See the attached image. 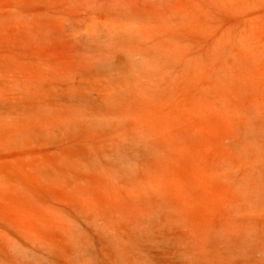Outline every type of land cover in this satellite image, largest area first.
I'll list each match as a JSON object with an SVG mask.
<instances>
[{"label":"rangeland","instance_id":"1","mask_svg":"<svg viewBox=\"0 0 264 264\" xmlns=\"http://www.w3.org/2000/svg\"><path fill=\"white\" fill-rule=\"evenodd\" d=\"M157 40L166 65L117 132L100 85ZM263 149L264 0H0V264H110L130 239L155 261L264 264ZM146 204L171 224L143 237Z\"/></svg>","mask_w":264,"mask_h":264},{"label":"bare ground","instance_id":"2","mask_svg":"<svg viewBox=\"0 0 264 264\" xmlns=\"http://www.w3.org/2000/svg\"><path fill=\"white\" fill-rule=\"evenodd\" d=\"M112 26V29H117V26ZM124 26V25H123ZM129 27V25H128ZM127 27V28H128ZM130 28V27H129ZM108 30V29H107ZM125 30V29H124ZM131 30V29H130ZM110 31V30H109ZM126 32V31H125ZM130 32V31H129ZM129 34V33H128ZM142 37V36H141ZM153 49L149 50V49H144L142 52L144 53L143 54V61H142V64H141V67L142 68H137V67H133L131 65H129L128 68L125 69V71H121V73H119L118 75L114 74V75H111L112 77H109V79L107 80V82L103 83L102 85H100V89H99V97H98V102L101 106V110H100V113L99 115H95L97 116L99 119V121H101L102 118L106 119V120H109L110 117L116 115L117 117H120V110H121V107H124L122 104L123 102L125 103L127 100V105L129 104V101H131L132 99L131 96L132 95H135V94H138L140 93V91H142L141 87V76L143 75L142 73H145V74H152V73H160L162 69H164L163 67H165L166 65V54H168L170 51L169 49V46L165 44L164 41H161V40H157L153 45ZM216 46V45H215ZM244 48V47H243ZM138 55V54H137ZM140 56V55H139ZM138 65V64H137ZM120 66V65H119ZM249 68V67H248ZM224 70V69H223ZM115 72V70H114ZM248 74V73H247ZM116 75V76H115ZM249 76V75H248ZM105 77V76H104ZM102 78V77H101ZM98 81V80H97ZM144 88V87H143ZM135 91V92H134ZM98 93V92H97ZM125 108H128L129 106H127ZM99 106V107H100ZM24 109V108H23ZM118 111H117V110ZM23 113V112H22ZM17 116V115H16ZM106 120H103L104 122H98L102 125H104L105 123L107 124L108 121ZM112 121L109 120L108 123H110V125H107V126H110L111 128L115 129V131L118 132V127L115 126V124L111 123ZM250 134V133H249ZM248 134V135H249ZM261 139V138H260ZM255 141V140H254ZM133 146V145H132ZM148 146V145H147ZM137 148V147H136ZM144 148V147H143ZM134 149V148H133ZM140 148H138L136 151L138 153ZM152 148H150L151 150ZM264 150V149H263ZM130 151V150H129ZM131 152V151H130ZM143 152V151H141ZM151 152V151H150ZM133 153V151H132ZM131 153V155H133ZM136 153V152H135ZM156 153V152H155ZM143 154V153H142ZM139 155V154H138ZM136 154V156H138ZM140 160V159H139ZM259 161V159H258ZM142 163V161L140 162ZM135 166V165H134ZM133 167V166H132ZM84 168V170H88L89 173H91V175H94L95 177L97 178H102L105 182L108 181L110 182L111 184L116 181L117 179L121 178L123 181H128L130 183H133L134 185L135 184V181H136V178H137V175H136V171H134V169L132 168H128L126 167L123 171L120 172V174H118L119 172L118 171H115V173H111L110 170H106V168L101 165V164H97V163H92V164H89L87 166H84L82 167ZM108 168V167H107ZM122 170V169H121ZM114 172V171H112ZM118 172V173H117ZM87 173V172H86ZM258 175V173H257ZM256 175V176H257ZM118 176V178H117ZM88 177H93V176H88ZM119 181V180H117ZM257 181V179H256ZM243 183H245V180L243 181ZM243 183L241 182V184L243 185ZM246 184V183H245ZM248 184V183H247ZM132 185V184H130ZM247 186V185H246ZM132 187V186H131ZM135 187V186H134ZM133 188V187H132ZM241 188V187H240ZM250 188V187H249ZM256 189V187H255ZM237 190V189H236ZM133 191V192H132ZM257 191V190H256ZM262 192V191H261ZM254 193V192H253ZM129 196H130V205L131 206L129 209L132 210H137L139 212V206H140V199H139V196H136V190H131V192L129 193ZM137 198L139 200H137ZM251 203V202H250ZM148 204H146L145 206H147ZM161 205V204H160ZM150 205H148V208ZM141 207V206H140ZM158 208H162V207H159L157 206V208H150L148 211H147V208H145L146 210V213H143V215L145 216V219L146 221L143 222L145 223L144 227H145V234H143V237L145 235V237L148 236L147 233H150V231L152 230V228L154 229H157V226L154 227V225L156 224H153L154 221H157V220H161L162 224L161 225H164V226H167V225H170L171 222H168L170 221V218L169 220H167V218H164V219H161V216H160V213H158ZM141 210V209H140ZM50 211V210H49ZM130 211V210H129ZM142 211L144 212V210L142 209ZM142 211L141 214H142ZM135 212V211H134ZM137 212V213H138ZM139 212V213H140ZM161 212V211H160ZM164 212V211H163ZM56 213V212H55ZM58 214V213H57ZM136 214V213H135ZM87 215V214H86ZM141 215V216H143ZM62 216V214H61ZM147 217V218H146ZM167 217V216H166ZM144 218V217H143ZM67 219V218H66ZM174 219V218H173ZM137 221V220H136ZM160 222V223H161ZM178 222V221H177ZM170 223V224H169ZM176 223V222H175ZM242 224V223H241ZM134 226H136V233H137V226H143L141 223L139 225H137L136 223L134 224ZM162 226V227H164ZM241 226V225H240ZM158 227H160L158 225ZM76 228V227H75ZM79 228V227H78ZM140 228V227H139ZM213 228V227H211ZM209 229V228H208ZM83 230V229H82ZM141 230V229H140ZM175 230V229H174ZM243 230V229H242ZM223 231V230H222ZM85 232V231H84ZM140 231H138L139 233ZM155 233V231H153ZM152 232V233H153ZM135 233V234H136ZM144 233V232H142ZM141 232L139 234H142ZM205 233V232H204ZM214 233V232H213ZM261 234V233H260ZM106 235V233H105ZM109 234H107V238L110 237L108 236ZM203 235V234H202ZM150 236V234H149ZM153 236V234L151 235ZM135 237V235H134ZM139 237L141 238V236L139 235ZM175 237V236H173ZM73 238V237H72ZM178 239V237H176ZM224 238V237H223ZM251 238V237H250ZM78 239V238H77ZM139 239V238H138ZM137 239V240H138ZM147 239V238H145ZM150 239V238H149ZM259 239V238H258ZM110 240V239H109ZM176 240V239H175ZM174 240V242H175ZM199 240V239H198ZM242 240V239H241ZM251 240V239H250ZM260 240V239H259ZM75 241V240H74ZM112 241V240H110ZM131 243L130 245L133 247H130L127 246L126 248H118L117 250L114 249L115 251V256L110 258L112 261L110 264H174V263H170L171 261H160V260H157L155 261L156 257H158L156 254V257H154L153 255L147 253V254H142V253H138L137 251V255H134V251L138 249V246L136 244L137 247H135V243H136V240L133 241V239L131 240ZM207 241V240H206ZM220 241V240H219ZM261 241V240H260ZM133 242H135L133 244ZM263 242V241H262ZM183 243V242H182ZM203 243V241H202ZM261 243V242H260ZM133 244V245H132ZM179 244V243H178ZM178 244H175L176 247L178 246ZM228 244V243H227ZM77 245V244H76ZM82 245V244H81ZM80 245V247H81ZM173 245V247L175 246ZM186 245V244H185ZM214 245V244H213ZM184 246V245H183ZM175 247V248H176ZM196 244H195V248H196ZM199 247H203V246H200ZM132 248V249H131ZM206 248V247H204ZM229 249V248H228ZM193 250V251H192ZM197 250V248H196ZM204 250V249H203ZM207 250V249H206ZM211 250V249H210ZM226 250V249H225ZM88 249H87V252H86V249H85V252L88 253ZM94 251V250H93ZM92 251V254H90L89 252V255L91 257H89V259L83 261V264H102V262H100L98 260L99 257H97V254L93 253ZM201 251V250H200ZM84 252V251H82ZM172 252V251H171ZM170 254H173L174 256V253H171ZM177 252V256H179L178 260L181 259V262L179 261L178 264H198L199 260H200V257L197 256L194 251V249H191V250H185V248L183 249H179V250H176ZM198 252V251H197ZM204 252H202V255H203ZM200 253L198 252V255ZM43 255V254H42ZM77 255V254H76ZM88 255V256H89ZM171 256V255H170ZM209 256V255H208ZM43 257V256H42ZM203 257V256H202ZM206 257V256H205ZM223 257V256H222ZM177 258V257H176ZM174 259V258H173ZM204 259V258H203ZM202 259V260H203ZM208 263L210 264V259L208 257ZM44 260V259H43ZM164 260V259H163ZM212 260V259H211ZM110 261V260H109ZM174 261V260H173ZM177 261V260H176ZM201 261V260H200ZM221 261V260H220ZM47 263V262H46ZM50 263V262H49ZM176 263V262H175ZM219 264V262L217 263ZM222 264V263H221Z\"/></svg>","mask_w":264,"mask_h":264}]
</instances>
